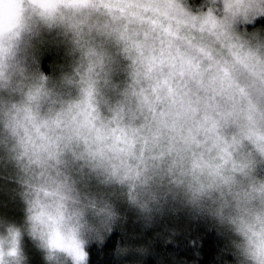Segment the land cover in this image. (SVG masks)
<instances>
[{
	"label": "clouds",
	"instance_id": "1",
	"mask_svg": "<svg viewBox=\"0 0 264 264\" xmlns=\"http://www.w3.org/2000/svg\"><path fill=\"white\" fill-rule=\"evenodd\" d=\"M261 21L264 0H0V264H91L116 232V264H199L165 250L213 232L215 264H264Z\"/></svg>",
	"mask_w": 264,
	"mask_h": 264
},
{
	"label": "trees",
	"instance_id": "2",
	"mask_svg": "<svg viewBox=\"0 0 264 264\" xmlns=\"http://www.w3.org/2000/svg\"><path fill=\"white\" fill-rule=\"evenodd\" d=\"M261 23H264V21H261ZM199 231L204 232V229L201 228ZM148 235H151V232H149ZM192 235L195 237L196 233H193ZM119 237V232L114 233L103 248H98L96 245H92V247L89 249L92 256L91 264H116L112 256V250L114 249L116 240ZM201 240L202 245L198 249L192 246L184 247L183 245H169L165 251L176 252L180 256H188L189 259H192L193 253L196 250H199L202 253V259H200L199 264H215V255L218 251L221 241L215 236L214 232L203 235ZM186 243L187 241H184V244ZM161 247L162 246L160 244H157L158 249ZM228 258L231 259L230 256ZM38 261L40 264H42L40 257H38ZM147 264H156V261L154 258H149Z\"/></svg>",
	"mask_w": 264,
	"mask_h": 264
},
{
	"label": "rangeland",
	"instance_id": "3",
	"mask_svg": "<svg viewBox=\"0 0 264 264\" xmlns=\"http://www.w3.org/2000/svg\"><path fill=\"white\" fill-rule=\"evenodd\" d=\"M38 257H39V254L33 251V264H40L38 261ZM35 259H36V263H35Z\"/></svg>",
	"mask_w": 264,
	"mask_h": 264
}]
</instances>
